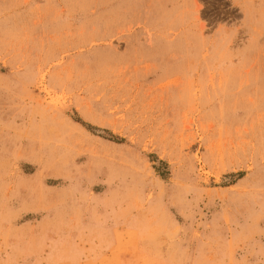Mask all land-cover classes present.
Here are the masks:
<instances>
[{
	"label": "rangeland",
	"instance_id": "1",
	"mask_svg": "<svg viewBox=\"0 0 264 264\" xmlns=\"http://www.w3.org/2000/svg\"><path fill=\"white\" fill-rule=\"evenodd\" d=\"M0 264H264V0H0Z\"/></svg>",
	"mask_w": 264,
	"mask_h": 264
}]
</instances>
